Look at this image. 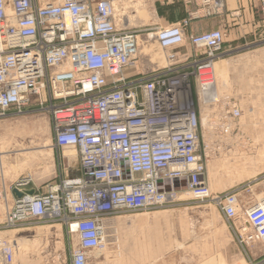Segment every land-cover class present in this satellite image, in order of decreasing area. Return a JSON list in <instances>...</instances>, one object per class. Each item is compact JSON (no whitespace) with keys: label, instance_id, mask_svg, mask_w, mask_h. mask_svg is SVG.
<instances>
[{"label":"built area","instance_id":"built-area-1","mask_svg":"<svg viewBox=\"0 0 264 264\" xmlns=\"http://www.w3.org/2000/svg\"><path fill=\"white\" fill-rule=\"evenodd\" d=\"M184 2L196 5L190 17L147 34L165 51V64L146 72L138 31L127 28L129 16L117 13L116 0H0V120L46 112L55 147L75 149L81 170L33 194L32 180L23 178L12 188L23 195L15 194L3 227L59 222L70 242L69 264H89L115 242L117 218L190 195L217 207L243 250L264 245V172L222 192L211 190L206 175L241 109L228 97L206 99L218 91L225 29L189 27L194 18L222 16L227 0ZM186 40L203 51L200 58H178L172 48ZM212 105L223 117L210 125L211 143L201 108ZM242 192L254 197L243 210ZM16 256L15 243L0 237V264H16Z\"/></svg>","mask_w":264,"mask_h":264},{"label":"rangeland","instance_id":"rangeland-1","mask_svg":"<svg viewBox=\"0 0 264 264\" xmlns=\"http://www.w3.org/2000/svg\"><path fill=\"white\" fill-rule=\"evenodd\" d=\"M121 4L117 3V6ZM131 6L132 3L123 2V7L127 8L126 14L131 16L133 25L135 16L129 14L128 10ZM139 6L140 4L135 7ZM262 38L244 40L241 43L248 45L240 47L232 55L241 53L242 49L245 51L258 47L260 43H264V37ZM139 45L140 67L150 72L158 62L161 63L163 51L154 39L150 40L144 34L139 36ZM156 60L157 63H154ZM236 60L238 59L232 58L227 61L230 62V69L225 67L222 70L218 65L216 67L218 82L221 83V80L225 81L227 78L228 90L225 95L228 96H237ZM164 64L165 61L160 66ZM211 94L216 95L215 89L210 92ZM24 115L17 121L0 122V226H4L1 222L5 220L8 208L13 204L16 196L12 188L23 181V178L29 177L32 180L30 187L45 190L48 184L57 183L60 178L66 176H77L81 171L75 149L55 147L52 121L46 112L36 111ZM7 126H11L9 134ZM242 133L244 132L241 131ZM244 134L245 140L243 138L239 140L241 146L246 144L244 153L240 148V150L236 149L234 154H225L226 151L222 147L212 157L211 161L220 163L217 174L222 175V178L220 177L222 180L215 182L217 188L211 184V190L224 189L232 184L248 181L246 179L255 175L256 171L264 170V132L255 130ZM247 138L251 141L248 142ZM71 153L73 155L70 157ZM23 163H26L30 169L20 171V164ZM256 165L258 167L255 170ZM187 197L183 202L168 208L126 213L125 216L117 218L118 237L115 238V242L112 240L103 250L94 252L89 264H98L106 260L120 262L125 259L123 254L127 242L129 244L137 237L135 234L139 233L144 220L152 225L149 228V223L144 222L146 223L142 226L144 229L149 228L154 235H161V238L156 240L155 249L160 253L158 256L168 263L174 260L180 262L181 258L189 255L190 262L187 264H244L245 259L248 261L250 257L254 260L253 258H258L260 253H264V245L260 243L254 248L243 250L238 245L227 219L215 205L208 201L195 200L190 195ZM65 233V226L55 221L39 223L29 221L10 229L0 227V237L9 239L16 245V264H69L70 257L67 250L64 251L65 253L61 251L64 248L63 242H55ZM66 243H68L67 239ZM135 256L138 257L140 254L136 253ZM150 257L153 259V255ZM149 259L148 255L142 256L143 261L139 264Z\"/></svg>","mask_w":264,"mask_h":264},{"label":"crops","instance_id":"crops-1","mask_svg":"<svg viewBox=\"0 0 264 264\" xmlns=\"http://www.w3.org/2000/svg\"><path fill=\"white\" fill-rule=\"evenodd\" d=\"M125 1L130 2L133 5L128 8L129 14L135 16L133 19V25L131 24V16L126 14L127 8L123 7V2ZM116 2L122 3L120 6H117L118 14L121 15L124 13L129 16L125 24L127 28H133L135 31H138L139 36H142L143 34L147 35L157 26L165 27L178 23L183 18L190 17V12L196 9L195 4L186 5L184 0H137L135 2H131L129 0H116ZM261 3L262 0H227L226 10L222 16L194 18L191 21L189 27V33H203L215 28L225 29L226 36L224 40V49L220 55V60L218 61L217 65L222 68V70L225 67L230 69V62L227 61L232 58L238 59L236 60L237 76L235 79L237 96L225 95L226 90H228L227 78L225 81L221 80V83L219 81L217 84L219 93L224 98L228 97L231 100L237 101L239 108L241 109V117L235 122L232 129L233 132L222 144L223 149L226 151L225 154H234L235 150H240V148H242L241 151L243 153L245 152L246 144H242L243 146L239 144V140L241 138L245 140V132L251 133L255 130L260 133L264 132V43H260L261 45L259 44L258 47L251 50L249 49L243 51L244 49H242L241 53L239 52V54L235 56L232 55L233 53L237 52L240 47L243 48L244 46L248 45L247 43H241L244 40L246 41L248 38L257 39L259 37H264V13H262ZM138 4H140V6L135 7ZM239 43H241V45H239ZM172 50L177 52L179 59L189 57V59H191L190 62L194 61L195 58H200L203 53L201 49L194 48L188 42V40L184 41L180 46L172 48ZM164 54L165 51H163V56H161V63H164L165 61ZM154 63H157V60ZM158 63L155 65V67L160 66L161 63H159V65ZM213 96L214 94L210 95V97ZM25 113L29 114L30 111L27 110ZM25 113H21L20 115L12 113L6 118L1 119L0 122H8L9 120L17 121L22 116H25ZM222 115L223 109L221 106L212 105L211 107L203 106L201 108V117L204 122L202 131L204 133V138L211 143L216 138L213 134V131H209L210 125L213 121H219L223 117ZM7 125L9 124L7 123ZM7 127V133L9 134V129L11 126ZM241 131L244 133L241 134ZM247 141L250 142L251 139L247 138ZM238 153L240 154V152ZM219 165V161L215 162L213 160L207 165L206 175L208 177V182L209 185L212 184L214 188H217L215 182L222 180V175L217 174V168ZM257 167L258 166L256 165L255 170ZM262 172H264V170L256 171L255 175L248 177L246 180H259ZM237 184H232L227 188L219 190L216 189L213 191H226ZM258 185V190L260 188V192H262L263 189L261 188L259 182ZM33 189H35V187H27L28 191ZM253 199L254 197L248 193H240L239 201L242 205V210L244 209L245 203L252 201ZM12 205L8 208V211L5 215V220ZM5 220H3L1 223H3ZM138 232L139 233L135 234L137 236L135 239H133L129 244L127 242L123 254L125 259L120 262H111L110 260H106L99 262L98 264H139L143 261L141 260V257L145 255H148V258L150 259L144 261L142 264H187L190 262L189 255H186L184 258L180 259V262L178 260H174V262L168 263V261L163 260L161 256H158L160 253L157 251V249H155L156 245L153 247V249H149L148 242L150 241L149 238L151 237V230L149 228L148 230L144 229V227L141 226V229ZM66 239L68 240V243H66ZM55 242H63L64 248H60L63 253L69 249L70 242L66 233L65 235L61 234V236H59ZM136 253L140 254V256H138L139 258L135 256ZM152 255L153 259L150 257ZM253 259L254 260H251L250 257L248 258V261L245 259L244 264H264V254H261L258 258Z\"/></svg>","mask_w":264,"mask_h":264},{"label":"bare ground","instance_id":"bare-ground-1","mask_svg":"<svg viewBox=\"0 0 264 264\" xmlns=\"http://www.w3.org/2000/svg\"><path fill=\"white\" fill-rule=\"evenodd\" d=\"M117 13H118V10H117ZM120 15V14H119ZM216 92V94L219 96V97H222V95L219 93V91H215ZM209 97H210V93L208 94V96H206V99H209ZM73 154L71 153L69 156L71 157ZM21 166H20V171H23V170H27L28 168H29V166L28 165H26V163H23V164H20ZM30 169V168H29ZM144 222H148L149 223V221H146V220H144ZM142 223V226L144 225V224H146V223ZM151 224L149 223V228H151ZM151 237L149 238L150 239V241L148 242L149 244V248L151 247L152 249H153V247H154V245L156 244V240H157V238L158 239H160L161 238V235H154L153 233H152V231H151ZM111 242L112 241H110V243L109 244H111ZM108 244V245H109ZM107 245V246H108Z\"/></svg>","mask_w":264,"mask_h":264},{"label":"water","instance_id":"water-1","mask_svg":"<svg viewBox=\"0 0 264 264\" xmlns=\"http://www.w3.org/2000/svg\"><path fill=\"white\" fill-rule=\"evenodd\" d=\"M14 193H15L16 195H18L19 197H21V196L23 195V194L20 193L17 189L14 190ZM28 193H29V194H33V190L28 191Z\"/></svg>","mask_w":264,"mask_h":264},{"label":"flooded vegetation","instance_id":"flooded-vegetation-1","mask_svg":"<svg viewBox=\"0 0 264 264\" xmlns=\"http://www.w3.org/2000/svg\"><path fill=\"white\" fill-rule=\"evenodd\" d=\"M261 254H264V253H261ZM261 254H259V256H260Z\"/></svg>","mask_w":264,"mask_h":264}]
</instances>
